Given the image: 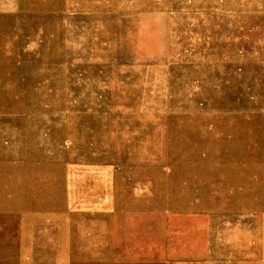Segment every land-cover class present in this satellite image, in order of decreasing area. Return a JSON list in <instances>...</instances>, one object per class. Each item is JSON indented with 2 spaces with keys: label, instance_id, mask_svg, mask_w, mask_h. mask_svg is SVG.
<instances>
[{
  "label": "rangeland",
  "instance_id": "374dc122",
  "mask_svg": "<svg viewBox=\"0 0 264 264\" xmlns=\"http://www.w3.org/2000/svg\"><path fill=\"white\" fill-rule=\"evenodd\" d=\"M0 264H264V0H0Z\"/></svg>",
  "mask_w": 264,
  "mask_h": 264
},
{
  "label": "bare ground",
  "instance_id": "6f19581e",
  "mask_svg": "<svg viewBox=\"0 0 264 264\" xmlns=\"http://www.w3.org/2000/svg\"><path fill=\"white\" fill-rule=\"evenodd\" d=\"M64 259V258H63Z\"/></svg>",
  "mask_w": 264,
  "mask_h": 264
}]
</instances>
